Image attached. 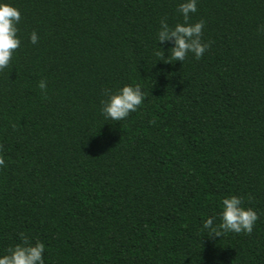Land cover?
Segmentation results:
<instances>
[{
    "label": "trees",
    "instance_id": "1",
    "mask_svg": "<svg viewBox=\"0 0 264 264\" xmlns=\"http://www.w3.org/2000/svg\"><path fill=\"white\" fill-rule=\"evenodd\" d=\"M182 2L5 0L21 44L0 71V255L23 235L45 264H264V0H198L206 52L161 60ZM130 84L142 105L106 120ZM232 195L258 220L211 237Z\"/></svg>",
    "mask_w": 264,
    "mask_h": 264
},
{
    "label": "clouds",
    "instance_id": "2",
    "mask_svg": "<svg viewBox=\"0 0 264 264\" xmlns=\"http://www.w3.org/2000/svg\"><path fill=\"white\" fill-rule=\"evenodd\" d=\"M198 0H184L177 6L178 13L183 17V23L169 26L167 18L159 22V30L156 33L157 45L171 44L168 56L165 58L163 47H157L154 55L165 61H179L183 63L185 58L192 54L195 59H200L209 45L202 41L205 22L200 20L190 23L191 15L197 12ZM19 9L0 0V71L10 64L15 50L20 47L18 36L20 23ZM264 31V26H258ZM30 43L36 44L38 35L32 32L29 36ZM171 64V63H166ZM43 93L46 90V81L38 84ZM106 101L101 103V115L106 120L121 121L130 113L136 112L145 99V94L139 84L125 85L115 93L107 92ZM4 165V159L0 157V166ZM222 210L219 213V224L215 223L216 217H208L202 223V229L210 232L211 237H220L227 233L251 234L258 220L256 212L252 208H245L244 201L239 196H229L221 201ZM45 246L42 242L29 243L27 237L21 236V243L6 250V254L0 255V264H45L43 254Z\"/></svg>",
    "mask_w": 264,
    "mask_h": 264
}]
</instances>
